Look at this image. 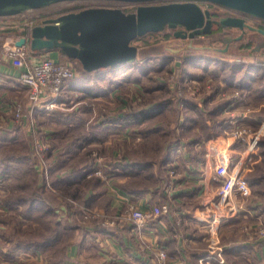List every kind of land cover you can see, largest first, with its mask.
<instances>
[{
    "label": "rangeland",
    "instance_id": "374dc122",
    "mask_svg": "<svg viewBox=\"0 0 264 264\" xmlns=\"http://www.w3.org/2000/svg\"><path fill=\"white\" fill-rule=\"evenodd\" d=\"M62 6L63 4H58L52 8ZM217 8L222 9L218 6ZM223 9L225 8L223 7ZM249 19L252 24L260 22L255 18ZM10 21L1 19L0 23ZM229 31L232 35L237 34V30L233 27ZM164 33L172 34L173 29L166 27L160 32L146 33L135 39L133 41L135 44L144 41L152 43L158 39L160 41L154 50L148 48L150 51L146 55V60L140 65L142 68L138 66L132 69H121L118 74L102 73V78L93 80L92 93L79 90L72 93L65 91L62 96L65 101L56 99L50 105L45 104L37 107H31L24 88H22L23 91H19V94L9 96L7 108L0 109V264H52L49 262L58 259L59 249L67 241L70 243L71 239H77L82 235L85 226H90L91 223L95 224L96 221L101 220V216L97 212V205L101 204L103 200L92 207L88 206L91 215L87 213L85 215L84 207L81 208L80 201L76 198H73L71 205L58 199L64 196L60 195L62 190L51 182V169H55L54 172L61 176L65 174V171L72 170L78 163L80 166L84 165L90 158L88 152L90 149L107 167L113 168L114 163L121 160L125 150L127 152L128 146H132L141 138L142 134L136 133L138 128L176 122L178 114L174 108L183 111L180 116L183 124L181 123L182 125L178 128V132L183 138L181 142L184 144L196 142L199 155L207 150L205 137L208 130H216L228 137L225 132H229L234 125L244 126L247 129L243 134L246 139L235 138L226 147H221V142H226V138L221 136L223 138L219 137V143L215 142L217 144H214L210 141L208 148L214 147L219 158H228L231 162L242 158L247 179L264 172V154L262 153L264 145L260 144V140L264 139V49L254 43L252 36L256 37L255 33L248 31L242 37L241 44L235 41L225 50L220 49L225 46L223 36L212 39L211 35H197L192 41L181 36H171L165 40L162 39ZM191 51L197 52H193V54L207 58L180 59L182 58L180 56ZM215 58L218 61L219 58H222L223 62L235 60L259 65L253 66L249 72L246 71L247 64L243 68L238 66L237 70L233 71L230 64L215 61ZM184 77L193 79L192 85L197 91L195 94L183 90ZM166 80L170 84L169 88L165 85L152 92L145 91V86ZM222 92H225L224 95ZM184 97L191 98L190 102L194 107L186 109ZM148 98L151 100H147ZM169 98L171 105L166 103L165 107H161L143 122L123 125L120 122L112 121H118L125 111L137 107L140 102L147 101L146 104L149 105L157 100L165 101ZM226 99H232L231 104L224 105L223 101ZM69 118H74L73 125H68ZM100 123L108 126L103 136L105 139L92 141L84 147L77 146L70 154L66 153V149L65 152L59 150L67 144L68 139L65 138L75 135L82 137V133L90 135L94 132V128L90 126L96 127ZM120 128L129 131L126 132L127 136L120 133ZM256 133H258L256 143L249 148L248 145ZM33 134L35 137L32 136ZM124 136L128 139L123 138ZM152 136L149 135L148 138ZM158 136L161 137L162 134L159 133ZM146 137L143 135V138ZM32 149L41 158L40 162H49L51 165L39 163L40 166H34L35 155ZM211 155H209L210 159ZM20 157L23 158L18 161L17 158ZM11 158L15 159L10 160ZM52 164L60 166L55 168ZM89 174L105 176L102 173H96V171H91ZM43 180L45 183L43 186H39L40 181ZM94 187V185L89 186L92 189ZM252 188L255 189L254 194L252 192L251 197L248 200L245 199L243 203L251 208L250 204L253 202L255 204L256 201L257 208L264 212V179ZM35 191L55 200V206L59 203L54 214L45 215L41 213L45 206L41 203L42 207L40 208L38 205L39 209L34 210V213L38 214L35 216H38L40 225L36 229L34 227L37 226V222L35 223L33 219L35 216H23V212L30 202L28 199L18 203L16 207H10L6 201V199H16L20 195L29 198ZM55 195L58 197L56 198ZM42 215L44 216L42 220L51 219L59 222L57 228L61 231V236L59 242L54 246V256L48 260L30 250L12 253L15 248H10L11 243L26 239V233L33 234L30 238L33 240L41 239L43 233H49L50 227L44 225L40 219ZM247 221L254 222V217L252 216V219ZM69 224L75 225L72 231L65 228ZM228 224L229 222L224 223L221 227L222 243H226L233 237L229 233L227 234L226 229H234L236 223ZM202 231L206 237L205 231Z\"/></svg>",
    "mask_w": 264,
    "mask_h": 264
},
{
    "label": "crops",
    "instance_id": "0c3cea01",
    "mask_svg": "<svg viewBox=\"0 0 264 264\" xmlns=\"http://www.w3.org/2000/svg\"><path fill=\"white\" fill-rule=\"evenodd\" d=\"M8 39L11 37H7L6 40ZM49 52L55 58L60 56L57 50ZM19 72L20 68L14 67L8 60L0 57L1 110L7 108L9 96L23 91L18 78ZM102 126L106 132L108 126L103 124ZM127 131L120 128L122 135ZM207 133L205 137L207 150L203 154L199 155L196 142L184 144L177 141L173 144L170 161L164 169L162 168V172H159L158 164L154 159L150 175L156 182L155 185H149L146 190H136L132 182L139 175L125 165L122 167L118 165L122 160L129 163V156L125 155L115 162L113 171L101 177L102 183L98 186L100 189L88 187L86 190L85 197L92 194L86 206L92 207L103 200L97 205L101 220L85 226L81 236L75 240L71 239L65 252V264H153L151 248L155 245H160L167 251V264H198V258L206 247V237L202 231L204 225L200 220L203 212L198 172L201 164L210 159L209 155L217 153L214 147L208 148L210 143H219V137L223 136L216 130H208ZM227 136H223L226 142L222 141L221 147H226L234 141L233 137ZM171 164L176 172L177 185L172 194L168 195L163 192L162 184L170 178L167 168ZM162 177L166 178L162 179ZM167 199L170 201L169 212L159 216L156 221L142 229H138L132 220L121 216L131 203H161ZM248 216H241L229 222L228 225L236 223L234 229H226L227 234L233 237L224 243L222 258L213 260L212 264H264L262 240L249 241L241 230V225L252 219L251 215ZM110 219H114L115 223H108ZM30 251L44 258L38 248Z\"/></svg>",
    "mask_w": 264,
    "mask_h": 264
},
{
    "label": "trees",
    "instance_id": "16d2710c",
    "mask_svg": "<svg viewBox=\"0 0 264 264\" xmlns=\"http://www.w3.org/2000/svg\"><path fill=\"white\" fill-rule=\"evenodd\" d=\"M163 1H169V0H152V1H145L144 3H149V2H163ZM140 3V2H131V1H123V0H63V1H58V2H54L52 4L46 5V6H42V7H38V8H34L31 10H26L17 14H13V15H5V16H0V20L4 19V20H11L10 22L7 23H0V48L2 46V43L7 39V37H18V36H26L27 38L30 35V29L31 26L37 22H39L42 18L47 17V16H54L56 14H60L66 11H70V10H77L80 8H84L87 6H92V5H109V6H119L121 8H123L124 10L128 11V10H133L135 8V6ZM201 3H208V5L213 6V7H224L227 10H232L230 8H227L225 6L216 4V3H212L209 1H202ZM58 4H63L62 7L59 8H52V6L54 5H58ZM234 11V10H232ZM215 14L218 13V11L214 10L212 11ZM240 13V12H238ZM248 18H255L258 19L260 22L256 23L259 26H263L264 27V19L263 18H259L256 16H251V15H247L245 14ZM165 29V28H164ZM163 29V30H164ZM162 31V30H160ZM160 31H155V32H160ZM155 32H148V33H155ZM260 33V32H258ZM261 34V33H260ZM200 35H211L213 38L212 39H218V38H222V34H216V26H214L213 30L211 33H205V34H200ZM178 37L175 36L173 33H164L162 39H169L170 37ZM141 36L136 37L140 38ZM254 38V43H255V36H252ZM134 39V40H135ZM242 39V38H241ZM235 40L242 42V40ZM160 39L156 40L155 42L149 43V42H143V43H139L137 44L138 48H139V54L137 59L134 62H130V63H126V64H122L118 67L115 68H100L97 70H92V71H88L85 70L80 62L75 59V58H71L69 56H67L60 48L54 49L57 50L60 54L59 59L60 61H68L70 62L74 68H75V74L73 77L68 78L63 86V92L62 95L58 98L59 101H65L63 94L65 93V91H71V93L75 90H79L81 92H86V93H92L91 88L93 86V80H96L98 78H102V73H114V74H118L121 69L122 70H126V69H132L134 67H138L140 65H142V63L146 60V55L149 53L148 51H150L148 48H150L151 50H154L155 48L158 47ZM234 41V42H235ZM158 42V43H157ZM249 44V43H248ZM248 44H246L248 46ZM189 50H194V49H189ZM188 50V51H189ZM43 52H47V51H42V50H32L30 48L29 45V54L31 56H35L38 54H41ZM194 51L191 52H187L185 54H183V56H180L182 58L180 59H196V58H207L204 56H199L198 54H193ZM197 53V52H194ZM220 60L218 61V59H214L215 61L218 62H222L224 64L227 63V65L230 64V67L232 68L233 71L237 70L238 66L239 67H245L246 66V71H250L251 68H253V66L255 65H259V64H253L252 62H238L235 60H229L230 62H223L222 58H219ZM225 61V60H224ZM30 61L28 60V63ZM251 65V66H250ZM140 68H142V66H140ZM98 75V76H97ZM168 81H164V82H158V84H153L151 86H145L146 90L145 91H149L152 92L157 88H161L164 87L165 85L167 86V88H169L170 84L167 83ZM264 92V89H263ZM191 98L186 99V97H184V101H186L185 103V108L186 109H191V107H194V105H191ZM147 100H151L150 98H148ZM231 100L232 99H226L224 102V105H228L231 104ZM147 101L144 102H140L138 104L137 107H133L130 108L129 110L125 111V114L117 120H112L114 123L115 122H120L123 125L126 124H138L140 122H143L148 116L152 115L153 113L157 112L161 107H165L166 103H170L171 100L170 98L168 100L165 101H161V100H157L156 102L147 105L146 104ZM177 102V101H175ZM148 103V102H147ZM151 103V102H150ZM171 105V103H170ZM174 105V102H173ZM175 106V105H174ZM184 106V105H183ZM174 111L177 112L178 114V119L176 122L172 121L171 123H167V124H157L156 126H143L140 127L136 130V133L142 134L140 135L141 138H139L138 141H136L134 144H132V146H128L129 148H127V152L125 150V154L122 155V157H124L125 155L129 156V163H126V161L122 160L120 164L121 167L123 165H125V167L131 169L132 171L135 172V174L139 175L136 179L133 180L132 183L135 184V188L136 190H146L149 185L154 184L155 185V179L151 178V172L153 170L152 168V162L155 159V161L157 162V166H158V170L159 172H162V170L165 168V166L167 165V163L170 161V157L172 155V150H173V144L177 141H181L183 140V138H181L180 133L178 132V128L180 127V125H182V120H181V113L183 112L182 110H180L179 108L175 109ZM74 119V118H73ZM73 119H68V125H73L74 124V120ZM183 119V118H182ZM230 119V118H229ZM228 119V120H229ZM242 121V120H241ZM72 122V123H71ZM138 122V123H137ZM176 123L174 126L173 124ZM244 122V121H243ZM103 123V122H102ZM102 123H100L98 126H90L91 128H94V132L89 134H85L82 133V137L78 136H73V137H67L65 139H68V141L66 142L67 144L62 148L59 149L61 152H63L65 149L67 154H70L71 152H73L74 148H76L77 146L79 147H84V145H86L87 143L91 142V141H101L104 139L103 134L105 133V130L103 129ZM182 123V124H181ZM246 123V122H244ZM189 125V124H188ZM185 126V125H184ZM84 127V126H82ZM169 127V128H168ZM188 127V126H187ZM92 131V130H91ZM135 132V131H133ZM161 133L162 136L159 137L158 134ZM53 134V133H52ZM143 135H146V138H143ZM149 135H155L152 136L151 138H148ZM182 135V134H181ZM33 137H35V134L32 135ZM52 137V136H50ZM148 139V140H147ZM150 140H154L153 142ZM81 141V142H80ZM148 141V142H147ZM193 143V142H191ZM186 144H189L188 142ZM260 144L264 145V139L260 140ZM56 146V145H55ZM78 147V148H79ZM34 151V149H32ZM53 151V150H51ZM64 151V152H65ZM90 158L88 160V162H86L84 165L80 166V165H74V168L72 170H67L65 171V174L58 176L53 169H51V177L52 180L51 182H53V184L58 188H60L62 191V193L60 195L64 196L63 198L60 197L58 199H61L60 201H66L67 205H71V202L73 200V198H76L77 200H79L80 204H81V208L85 207L86 204H88L89 199H91L90 197L92 196V194L89 197H85L86 194V187H91V186H95L94 188L96 189H100V187H98L102 181H101V176L99 175H92L89 174L91 171H95L97 169H99L101 171V173L103 175H105L106 173L112 172L114 169L113 168H109L110 166L107 167V165H105L101 160L98 159V156L94 153H92V149L88 150ZM264 154V150L262 152ZM34 155L35 157L33 158V162H34V166H40L38 165L39 163L44 164L43 162H40L41 158L38 156V154L34 151ZM23 157H20L19 159L17 158V160H21ZM15 159V158H14ZM14 159H10V160H14ZM25 159V158H24ZM14 163V162H13ZM51 165V163L47 162L45 163ZM63 164V163H62ZM54 165V164H52ZM55 166V165H54ZM60 166V165H59ZM59 166H55V168L59 167ZM117 167V166H116ZM163 168V169H162ZM142 174V175H141ZM143 174H145L143 176ZM162 174V173H161ZM166 177H162V179H165ZM249 180V184L251 186V191L254 194L255 189L253 190L252 187H255L256 185H258V183L264 179V172L261 174H258L257 176H254L252 178H248ZM42 180V179H41ZM92 181V183H91ZM40 185L39 186H43V184L45 183V181H40ZM93 184V185H90ZM93 188V189H94ZM102 189V188H101ZM56 196V195H55ZM54 196V197H55ZM58 196H56L57 198ZM29 200V204L27 205V207L25 208V211L23 212V216L25 217H33L35 216L37 213H34L36 209H39L38 205L40 206V208L42 207L41 205L43 204L45 206L44 210H42V214H49V213H55L58 207L55 206V200H53L52 198H50L49 196H45L42 194H39V192H34L33 195H31L29 198H26L25 196H19L16 199L13 200H7V204L10 207H16L18 203L20 202H24L26 200ZM42 203V204H41ZM264 204V202H263ZM35 206V207H34ZM250 206H252L253 208H257L258 205H256V201L255 204L254 202L252 204H250ZM40 213V212H39ZM38 215V214H37ZM43 217V218H42ZM46 218V217H45ZM34 222H37V226H35L34 228H38L39 227V219L38 216L34 217ZM41 221H43V224L50 227V231L48 234L43 233L42 234V238L41 239H30L32 238V235L30 232L26 233V239L23 240H19V241H13L11 243L10 248H15L13 250L12 253L16 252V251H23V250H34L35 248H38L39 250H41L44 259H48L54 256V246H56V244L59 242L60 240V234L61 231L57 228L59 222H57L56 220H42L44 219V216L42 215L40 217ZM43 225V226H44ZM65 228H67L68 230L72 231L73 228H75V225L73 226L72 224L65 226ZM14 229H16V227H14ZM30 239V240H29ZM68 245V241L59 249V257L56 260H51L49 263L52 264H65L64 262V258H65V252H66V248Z\"/></svg>",
    "mask_w": 264,
    "mask_h": 264
},
{
    "label": "water",
    "instance_id": "95a60500",
    "mask_svg": "<svg viewBox=\"0 0 264 264\" xmlns=\"http://www.w3.org/2000/svg\"><path fill=\"white\" fill-rule=\"evenodd\" d=\"M63 0H0V16L13 15ZM138 3L133 10L119 6L92 5L42 18L33 24L30 35L20 36L16 45L28 42L32 50L52 51L60 48L77 59L88 71L115 68L134 62L139 48L133 41L148 32L172 28L175 36L189 38L211 32L212 25L237 27L241 33L225 34V50L230 42L243 37L245 28L264 35V27L246 21L244 15L264 19V0H123ZM202 1L216 3L241 15L214 17ZM258 46V45H256Z\"/></svg>",
    "mask_w": 264,
    "mask_h": 264
},
{
    "label": "built area",
    "instance_id": "2783aa9c",
    "mask_svg": "<svg viewBox=\"0 0 264 264\" xmlns=\"http://www.w3.org/2000/svg\"><path fill=\"white\" fill-rule=\"evenodd\" d=\"M203 6L209 7L208 3H203ZM19 37H13L2 43L0 57L8 60L14 67L20 68L19 82L26 91L31 107L50 105L62 95L64 83L68 78L74 76L75 68L70 62H63L59 58L53 57L49 51L31 56L28 42L21 45L15 44V40ZM193 82V79L184 77L183 90L195 94L197 91L192 85ZM224 93L222 92V95ZM240 125H234L229 132L225 133L234 139H246L243 134L247 129L244 126L239 127ZM257 137L258 133L253 135L248 145L249 148L256 143ZM244 168L242 158L231 162L228 158H219L214 153L211 155L210 161H204L199 167L200 203L203 212V217L200 220L203 222L206 233V247L198 258V264H212L213 260L222 258L224 243L220 241L221 227L224 223L236 220L241 216L252 215L254 217V222L247 221L241 225L246 239L249 241L262 240L264 243V212L258 208H248L243 203L252 195ZM95 171L101 173L99 169ZM167 171L170 178L163 182L162 190L170 195L177 185L175 181L177 176L172 164L168 166ZM83 209L85 215L86 213L90 214L88 206ZM169 209V199L161 203H131L121 216L132 220L138 229H142L156 221L159 216L167 214ZM108 223L113 224L115 220L110 219ZM151 249L153 264H167L168 255L164 247L155 245Z\"/></svg>",
    "mask_w": 264,
    "mask_h": 264
},
{
    "label": "flooded vegetation",
    "instance_id": "af4514ba",
    "mask_svg": "<svg viewBox=\"0 0 264 264\" xmlns=\"http://www.w3.org/2000/svg\"><path fill=\"white\" fill-rule=\"evenodd\" d=\"M209 8L213 11V8H214V10H216V11H218V13L217 14H215L214 15V17H218V16H221V15H241V13H238V12H236V11H232V10H227V9H218L217 7H213V6H210L209 5ZM244 17H245V19H246V21L247 22H249L250 23V19L246 16V15H244ZM252 24V23H251ZM264 24V23H263ZM254 25H257V24H254ZM214 26H216V32H219V33H221L222 34V36H224L225 34H230V28H232V27H223V26H221V25H215V24H213L212 25V29H211V32H212V30H213V28H214ZM263 27V26H262ZM234 29H236L237 30V34H239V33H241V29H239V28H237V27H233ZM248 31H252L253 33H255V35H256V37H255V44L256 45H258V47H260L261 49L263 48L264 49V35L263 34H260V33H258L257 31H254V30H250V29H248V28H245V31L243 32V36L248 32ZM211 32H209V33H211ZM257 33V34H256ZM237 34H235V35H237ZM259 35V37H257ZM197 36V35H196ZM195 36V37H196ZM194 37V38H195ZM193 38V39H194ZM234 41H232V42H230V44L231 43H233Z\"/></svg>",
    "mask_w": 264,
    "mask_h": 264
}]
</instances>
